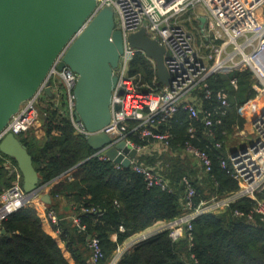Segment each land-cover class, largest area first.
Listing matches in <instances>:
<instances>
[{
	"label": "trees",
	"instance_id": "16d2710c",
	"mask_svg": "<svg viewBox=\"0 0 264 264\" xmlns=\"http://www.w3.org/2000/svg\"><path fill=\"white\" fill-rule=\"evenodd\" d=\"M184 24L190 27L188 22ZM129 74H139L143 82L152 85L153 66L141 53L130 62ZM231 78L236 80V89L230 84ZM206 83L212 91L223 89L229 95L227 112L220 117L221 123L212 127L215 137L207 136L202 123L196 122V136L189 138L191 120L180 110L158 125V131L171 133L167 147L150 150L137 159L160 171L169 182V190L147 186L143 176L130 166L116 169L109 161L89 158L93 150L84 136L74 132L68 115L62 111L63 94L57 98L55 87L53 95L42 94L37 107L43 136L38 138L29 130L17 137L30 153L42 183L51 186L48 208L55 212L57 223L50 224L45 212L32 206L9 214L0 222V230L10 234H0V264H91L89 240L93 237L103 253L99 264H107L129 237L156 222H171L180 216L185 209L184 177L195 190L193 206L235 191L238 184L228 168L220 167V158L228 156L227 142L230 137L237 138L236 131L246 128L250 110L257 104L254 78L249 69H244L212 75ZM154 84L161 86L157 80ZM201 101L204 107L212 108ZM128 137L140 146L153 145L151 138ZM187 141L209 155V172L184 153ZM216 141L221 147H215ZM7 173L0 160V192L12 182ZM256 197L264 200V188ZM253 206L254 201L244 197L221 211L198 215L191 221L190 235L185 228L174 241L169 230L157 232L125 251L116 264H264V221L252 212ZM235 211L243 216H236ZM251 212L252 218L248 219ZM74 218H78L79 225ZM121 226L124 231L119 230ZM111 235H115L114 240Z\"/></svg>",
	"mask_w": 264,
	"mask_h": 264
},
{
	"label": "built area",
	"instance_id": "2783aa9c",
	"mask_svg": "<svg viewBox=\"0 0 264 264\" xmlns=\"http://www.w3.org/2000/svg\"><path fill=\"white\" fill-rule=\"evenodd\" d=\"M108 5L113 8L115 27L120 30L123 37V51L114 70L117 81L111 100V106L117 105L118 108L115 110L112 107L110 122L100 130L89 132L82 123L75 120L73 90L77 74L66 66L62 69L57 68L64 48L38 91L32 98L23 102L12 115L0 133V138L8 132L17 136L29 130L38 136L42 131V119L37 107L38 98L46 94L47 87L51 95L56 89L57 98L63 94L62 111L68 115L76 134L86 139L90 135L103 132L110 137V143L93 150L89 158L109 161L106 151L124 141L128 148L136 151L135 157L130 158L129 166L143 176L147 186L154 185L161 190H169V182L160 171L137 162L138 157L145 152L167 147L168 140L172 137L171 133L158 131V125L182 110L191 120L187 128L189 138L196 136V122L202 123L207 136L215 137L212 127L220 124V117L227 112L229 95L223 89L212 91L206 81L215 74L249 69L254 78L252 88L257 104L250 110L251 117L246 130L234 133L235 137L241 141H248V144L233 150L232 155L230 152L226 158H220V167L228 168L238 188L224 196L212 197L193 206L195 190L184 177L185 209L174 221H159L164 224L157 232L169 230V236L173 241L184 234L185 228L190 235L191 221L195 217L207 212L221 211L229 203L244 197L254 201L252 212L264 221V200L256 197V193L264 188V0H96L95 9L89 19ZM199 5L207 11L203 28L198 27L200 15L194 12L196 25L194 28L187 27L182 21H188L187 14ZM141 27H144L147 36L157 40L168 51V55L164 57V64L170 75L167 85L158 82L161 86H155L157 76L154 60L127 42L128 35ZM195 34L198 36L199 48L196 46ZM136 53L143 54L152 64L154 69L152 85L143 82L139 74H129L130 62ZM230 84L234 89L237 88L235 78L230 79ZM202 99L212 108L204 107ZM129 135L151 138L153 145L151 148L137 145L129 139ZM215 147H221V142L216 141ZM183 150L196 160L204 172L210 171L212 162L204 150L189 141L184 144ZM118 154L127 157L119 149ZM0 160L7 174L12 177L11 184L0 192V222L21 207L35 206L36 209L45 212L50 224H56L55 212L48 208L49 204L37 198L40 193H48L51 189L50 184L44 183L34 192L27 194L22 189L21 174L15 163L1 153ZM111 163L116 169L123 167L120 163ZM252 212L247 215L248 219L252 218ZM234 214L243 216L239 211H235ZM73 222L79 225L78 218H74ZM80 228L84 227L81 225ZM119 230L124 231V228L121 226ZM147 236L144 234L140 238ZM89 247L90 263L99 264L103 260V253L98 239L90 238ZM123 253L118 257H112L107 264H116Z\"/></svg>",
	"mask_w": 264,
	"mask_h": 264
},
{
	"label": "water",
	"instance_id": "95a60500",
	"mask_svg": "<svg viewBox=\"0 0 264 264\" xmlns=\"http://www.w3.org/2000/svg\"><path fill=\"white\" fill-rule=\"evenodd\" d=\"M95 6L96 0H0V133L21 104L38 91L64 48L57 68L66 66L77 74L73 90L75 120L89 132L110 122L112 107L118 108L111 106V100L123 37L115 27L111 6H104L89 19ZM198 21L202 29L206 17L199 16ZM127 42L154 60L158 82L167 85L170 75L164 64L168 55L165 47L147 36L144 27L130 33ZM45 92L51 95L49 87ZM86 141L92 150H97L111 140L100 132ZM118 149L127 157L118 154ZM0 153L14 161L25 193L44 185L30 153L17 136L10 132L2 136ZM135 155V149L128 148L124 141L106 151L109 161L123 167H128ZM37 198L51 203L48 193H40ZM156 233L139 238L133 246ZM0 234L10 235L4 229Z\"/></svg>",
	"mask_w": 264,
	"mask_h": 264
},
{
	"label": "crops",
	"instance_id": "0c3cea01",
	"mask_svg": "<svg viewBox=\"0 0 264 264\" xmlns=\"http://www.w3.org/2000/svg\"><path fill=\"white\" fill-rule=\"evenodd\" d=\"M248 127V124H247V126H246V128ZM246 128H245V130H246ZM43 134H44V132L43 131H41V132H39V135L37 136L38 138H40V137H42L43 136ZM229 145V144H228ZM234 148V150L235 149H237L236 148V142H235V138H231V146L229 145L228 147H227V152L228 153H230V152H232L233 150L232 149ZM182 214V213H181ZM180 214V215H181ZM163 224H164V222H156L155 224H153L151 227H148L147 229H145L144 231H141L140 233H137V234H135V235H133V236H131V237H129L123 244H122V246L121 247H119L117 250H116V252H115V254H114V256H113V258H115V257H118L121 253H123L125 250L127 251V250H129L132 246H133V244L137 241V240H139V238H140V236H142V235H149V234H152V233H155V232H157L159 229H161V226H163ZM111 238L114 240L115 239V235H111Z\"/></svg>",
	"mask_w": 264,
	"mask_h": 264
},
{
	"label": "rangeland",
	"instance_id": "374dc122",
	"mask_svg": "<svg viewBox=\"0 0 264 264\" xmlns=\"http://www.w3.org/2000/svg\"><path fill=\"white\" fill-rule=\"evenodd\" d=\"M193 12L200 15V16H205V17L207 16V11L202 5H199V6H196L195 8H193V10H191L186 16V18H189V20L188 21H184V20L182 21V22H188L189 26L192 28H194L196 25ZM263 12H264V7H263ZM193 32H194V30H193ZM196 38L198 39V37H196ZM196 46H197V48H199V42L196 43ZM247 135H249V134H247ZM235 142H236V148L237 149L243 148L248 144V141H246V140L241 141L238 137L235 138ZM227 143H229V145L231 146V137ZM232 150H234V148ZM32 207L36 208L35 206H32Z\"/></svg>",
	"mask_w": 264,
	"mask_h": 264
}]
</instances>
